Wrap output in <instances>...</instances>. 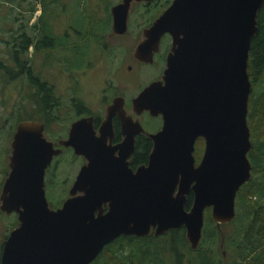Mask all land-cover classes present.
I'll list each match as a JSON object with an SVG mask.
<instances>
[{"label":"water","instance_id":"1","mask_svg":"<svg viewBox=\"0 0 264 264\" xmlns=\"http://www.w3.org/2000/svg\"><path fill=\"white\" fill-rule=\"evenodd\" d=\"M132 1L139 0L111 4L113 33L127 30ZM263 1L172 0L142 29L132 51L140 60L151 61L160 37L171 35L162 79L131 99L136 112L146 109L162 117L161 127L148 133L153 141L148 160L129 166L138 131L130 127H142L124 115V99L116 95L113 104L125 136L115 144V155L107 153L114 147H104L101 137L84 127L88 117L73 120L68 136L58 140L88 158L60 206L50 207L44 189V170L60 148L47 138L42 120H18L0 188V210L15 212L17 224L2 241L0 264H88L120 234L159 235L181 225L196 248L206 206L217 224L229 222L236 191L251 176L247 58ZM198 136L205 145L194 164ZM189 190L193 200L186 209Z\"/></svg>","mask_w":264,"mask_h":264},{"label":"trees","instance_id":"2","mask_svg":"<svg viewBox=\"0 0 264 264\" xmlns=\"http://www.w3.org/2000/svg\"><path fill=\"white\" fill-rule=\"evenodd\" d=\"M78 1V13L81 22L77 26H68L77 38L83 41L92 39L102 42L105 39V31L110 28L111 13L107 6L108 1L105 0L101 15H97V11H92L86 5L82 6V0ZM48 4L53 6L55 16V12L63 6V0L42 1L43 12L39 16V31L35 32L33 39L28 33L26 34L25 30L13 36L10 57L14 65L4 66L3 69L7 81H11L21 75L25 68V80L33 88L29 94L30 107L17 105L11 113L12 115L10 114L12 121L9 125V134L13 133L18 120L27 118L44 121V132L46 133L49 123L59 117L58 111L61 104L53 84L48 83L47 79H43L38 73H35L30 58L25 59L20 56V53L29 46L35 49L45 46L44 63L48 64L52 60H57L66 69L74 66L79 57L74 55L51 56L50 49L52 48L63 51L71 46V49L75 50L78 49V45L75 43L66 46L67 33L63 34V37V35H58L54 29L45 26L44 13ZM134 4H141V2ZM135 9L132 13H136ZM151 9L150 11H143L144 14H149L144 25L148 24L150 19L160 12L159 7ZM257 26V32L250 41L247 58V73L251 81L246 114L251 147L247 151V157L251 164V176L236 191L235 216L226 224H217L211 215L210 206H206L202 235L196 248L190 247L183 225L168 229L164 234L159 235H154L152 231L144 236L120 234L106 243L88 264H264V1L257 12ZM39 33L43 34L40 39L38 38ZM16 37H18L17 41ZM73 99L75 98L73 97ZM80 103L78 100L74 101V105ZM149 145L150 143L146 138L138 139L137 147L131 158L132 165H138L147 160ZM200 152L201 148L194 154L199 156ZM7 168L4 170L5 176L8 171ZM49 191L47 189L49 205L51 207L60 205V200L53 199L49 195ZM191 203L192 192H189L184 207L188 209ZM0 213L5 214L2 211ZM11 214L13 215L11 216ZM8 216H11V227L9 228L11 229L17 224V217L15 212L8 214ZM227 224L235 225L231 233H226L222 228ZM7 234L4 235V238ZM227 249H229L228 255L231 257L229 260L231 263H226L228 255L226 256V253L222 252V250L227 251ZM168 253L169 259L167 258Z\"/></svg>","mask_w":264,"mask_h":264},{"label":"rangeland","instance_id":"3","mask_svg":"<svg viewBox=\"0 0 264 264\" xmlns=\"http://www.w3.org/2000/svg\"><path fill=\"white\" fill-rule=\"evenodd\" d=\"M7 1L0 0V181L2 180V182L5 177L4 170L8 167L7 155L12 137V133L9 134V125L12 121L11 113L17 105L30 107L29 94L33 90L32 86L25 80L24 74V76L21 74L16 79L7 81L3 69L4 66L14 65L10 57L13 36L25 30L26 34L28 33L33 39L35 32L39 31V16L43 12V0ZM82 1V6H89L92 11L96 10L97 15H101V11L104 10L105 0ZM107 1L109 8L117 0ZM78 4V0H63V6L55 12V16L51 4L47 5V10L44 13V19H46L45 26L47 28L49 26L54 29L58 35H65L67 33L66 46L67 44L75 43L78 45V49H75L77 53H75L74 49H71V46L67 50L65 48L63 51L49 48L51 50V56H79L74 66L66 69L57 60H52L48 64L44 63L45 46H40L36 49L29 46L24 52L20 53V56L23 58H30L35 73H38L43 79H47L48 83L53 84L61 100L58 111L59 119L51 121L45 133L49 139H57L60 138L59 136L66 134L70 120L76 115L73 109L75 100H80L84 104L89 105V107L96 109L100 105V100L104 97V91L107 96L112 91H116L122 93L126 98H129L133 90L130 87L138 88L145 81L143 79L144 74H142V77L137 75V67L133 66L134 70L128 73V68L124 65L128 61L125 57L133 56V47L141 38L142 25L149 17V14L143 13V7L140 6L138 8L139 11L136 13H130L129 27L123 34L113 33L111 31L110 21V28L108 31H105V39L102 42H97L92 39L83 41L77 38L76 34L69 27L77 26L81 22V17L78 13ZM32 5L33 8L31 9ZM34 23H36V26H34ZM42 36V33L38 34L39 39ZM17 40L18 37H16ZM108 56H115V71L113 74H111L112 62ZM74 96L76 99H73ZM145 117L142 115L141 120ZM151 120L155 122L157 119L151 117ZM197 143L194 152L200 150V148L202 150V140H199ZM71 157L65 156V154L57 157V171L65 169L71 162ZM198 157L196 156V159ZM77 164L80 163L72 164L71 168L75 165L77 166ZM11 216L9 217L7 213H0V246L4 235L10 230ZM222 228L226 233H231L235 225L227 224L222 226ZM228 250H222V252L226 253L227 256ZM167 258H170L169 253ZM226 260V263H231L229 261L231 260L229 255Z\"/></svg>","mask_w":264,"mask_h":264},{"label":"flooded vegetation","instance_id":"4","mask_svg":"<svg viewBox=\"0 0 264 264\" xmlns=\"http://www.w3.org/2000/svg\"><path fill=\"white\" fill-rule=\"evenodd\" d=\"M171 1L172 0L132 1L131 9L129 10V16H130V13L132 11H134V8H136L135 9L136 12L139 11L138 8L140 6L143 7L142 11H144V10L150 11V10H152L151 8H153V7H159L160 12L157 14V15H159L171 3ZM138 2H141V4H134V3H138ZM90 4H93V3H90ZM110 6H109V11H110ZM157 15L155 17H157ZM129 16H128V20H127L128 27H129ZM154 18L150 19V22L148 24L144 25L145 24L144 23L142 25L141 37H142V29L145 26L150 25ZM111 21H112V16H111ZM170 47H171V35L168 32H165L160 37L159 48L157 51L154 52L151 61L140 60L135 56L125 57L126 60L128 59V61L124 64L128 68L127 69L128 73H130V72H132V70H134L133 66L137 67V75L142 77V74H144V77H143V79L145 80L144 84H141L138 88L130 87L129 85H127L128 87L133 88L132 92L130 93L131 95L129 96V98H126L122 93L116 92V91H114V92L112 91V93H110V95L111 94L112 95L107 96V95H105V91H104V97L102 100H100L101 101L99 103L100 105L96 109L91 108V107H89V105L84 104L83 102L78 100L81 103L79 105H74V107H73L76 115L70 120L66 134L64 136H59V137L60 138H66L68 136L69 128H70L71 122L73 120H76L80 117H88L89 120L85 121L84 127L88 131H90L92 133V135L101 137L100 142L102 143V145L104 147H110L111 149L114 147V149H112V150L107 148V153L110 155H111V153H113L115 155V144L121 142L125 136V134L123 132L122 119H121L120 115L117 112H115V104H113V98L116 95H121L124 99V102H123L124 115H129L132 121L137 120L142 127V129H139V126H131L130 127L131 131L136 129V128H138V131H136L134 133L133 150L131 151L130 156L128 157L129 158V166L132 167V169H135L136 166H138L142 163H146L148 160V154H149V152L152 148V144H153L152 138L148 135V133H154L161 127L162 117H161V114L151 115L149 113V111L146 109L142 110L139 113L136 112L135 110L132 109L131 99L149 82H151L153 80H157V79H162V75H163L164 70L167 66V57H168L167 53L170 50ZM108 57H109L110 61L112 62L111 74H113L115 71V56H108ZM23 74L26 76V69L25 68L22 71V75ZM109 96H110V98H109ZM74 98L76 99L75 96H74ZM76 107H77V109H76ZM109 108H110V112H112V113L110 114V116L108 118L107 113L109 111ZM142 115L146 116V117L142 118V120H141ZM151 117L155 118L157 120L155 122H153L154 120L152 121ZM57 119H59V117ZM131 124H133V123H131ZM131 124L128 123V125H131ZM141 137H142V139L146 138L150 143L149 150L147 152V160L145 162L138 164V165H132L131 158L133 157V153L137 147L138 139ZM60 138H57V139H49L48 138L49 140L54 142L53 146L55 148H60V151L52 156L50 163L46 166V168L44 170V189H45V196H46L47 200H48L47 189H49L50 190L49 195L53 199L60 200L59 204L61 205L67 197L71 196L69 189H70L73 181L75 180V177L78 173L79 168L81 167V165L83 163L88 162V158L85 157L83 154L75 153L72 146H70V145L65 146V145L59 143L58 140ZM199 140H202L203 144H202L201 153H200L198 159H196V156L194 154V150H195V147L198 144L197 142ZM204 145H205L204 137L203 136L196 137V139L194 141V149L192 151L193 156H194V164H197L199 162V160L202 156L203 150H204ZM116 153H117V151H116ZM63 154H65V156H69V157L72 156L74 159L71 157L70 158L71 162L69 163V165L65 169H62L61 171H57V160H58L57 157L62 156ZM66 154H68V155H66ZM78 162L80 164H77V166L75 165L74 167L71 168L72 164H76ZM47 186H50V187L48 188ZM189 192H192V190H189L186 193V197H187V194ZM78 193H80V191H76L74 194H78ZM185 200H186V198H185ZM192 200H193V192H192ZM48 202H49V200H48ZM60 205H58V206H60ZM102 206H103L104 211L108 208L107 203H103ZM55 207H57V206H54L53 208H55Z\"/></svg>","mask_w":264,"mask_h":264}]
</instances>
